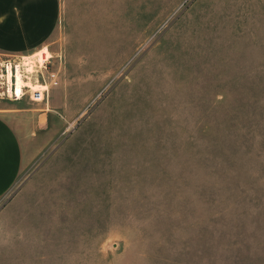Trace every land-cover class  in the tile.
Wrapping results in <instances>:
<instances>
[{"label": "rangeland", "instance_id": "374dc122", "mask_svg": "<svg viewBox=\"0 0 264 264\" xmlns=\"http://www.w3.org/2000/svg\"><path fill=\"white\" fill-rule=\"evenodd\" d=\"M59 4L0 264H264V0Z\"/></svg>", "mask_w": 264, "mask_h": 264}, {"label": "crops", "instance_id": "0c3cea01", "mask_svg": "<svg viewBox=\"0 0 264 264\" xmlns=\"http://www.w3.org/2000/svg\"><path fill=\"white\" fill-rule=\"evenodd\" d=\"M59 18V0H0V54L30 55L52 47L59 38ZM8 105L0 98V201L12 191L27 166L20 134L11 121V111L16 109Z\"/></svg>", "mask_w": 264, "mask_h": 264}, {"label": "built area", "instance_id": "2783aa9c", "mask_svg": "<svg viewBox=\"0 0 264 264\" xmlns=\"http://www.w3.org/2000/svg\"><path fill=\"white\" fill-rule=\"evenodd\" d=\"M28 56L30 55L12 56L3 59L2 73L0 74L1 94L14 99H22L24 96H28L32 101L43 102L49 96L51 88L59 85L60 77L54 70L45 72L42 69H35L34 67L33 72L29 71L28 61L25 59ZM41 61L44 63L45 59ZM18 66H20L24 78H31L36 87L24 85L21 88L19 86L21 90L18 89ZM9 68L12 70L13 75L11 76V80L8 76Z\"/></svg>", "mask_w": 264, "mask_h": 264}, {"label": "bare ground", "instance_id": "6f19581e", "mask_svg": "<svg viewBox=\"0 0 264 264\" xmlns=\"http://www.w3.org/2000/svg\"><path fill=\"white\" fill-rule=\"evenodd\" d=\"M43 53L45 54V55H43ZM46 54H48L49 56L51 55V52L48 50V49H46V48H43V49H41L40 51H38V53L36 54V55H38L39 57H40V59L41 60H44L45 59V57L46 58H48L47 56H46ZM31 57V56H30ZM30 57H28V58H30ZM28 58H27V63H28V70L29 71H34V67H35V63H33L31 60H28ZM34 58V57H33ZM8 76H9V79L11 80V76H13L12 75V70L9 68V74H8ZM17 76H18V79H17V83H18V89H20L22 86H24V85H31V86H33V87H36L35 85H34V82L32 81V79L31 78H28V79H25L24 78V76H23V74H22V71H21V68H20V66H18V74H17ZM19 86H20V88H19ZM21 90V89H20Z\"/></svg>", "mask_w": 264, "mask_h": 264}]
</instances>
